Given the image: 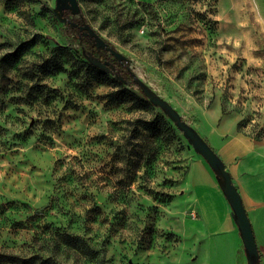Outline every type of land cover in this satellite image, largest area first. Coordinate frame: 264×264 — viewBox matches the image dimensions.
<instances>
[{
    "label": "rangeland",
    "instance_id": "1",
    "mask_svg": "<svg viewBox=\"0 0 264 264\" xmlns=\"http://www.w3.org/2000/svg\"><path fill=\"white\" fill-rule=\"evenodd\" d=\"M77 2L190 125L219 104L237 132L264 141V0ZM66 25L38 0H0V252L65 264H235L232 241L190 214L198 154L147 97L139 108L144 94L117 68L87 61ZM62 233L99 256L58 249Z\"/></svg>",
    "mask_w": 264,
    "mask_h": 264
},
{
    "label": "crops",
    "instance_id": "2",
    "mask_svg": "<svg viewBox=\"0 0 264 264\" xmlns=\"http://www.w3.org/2000/svg\"><path fill=\"white\" fill-rule=\"evenodd\" d=\"M256 1V0H255ZM191 123L220 157L236 186L254 228L260 264H264V141L237 132L235 122L222 113L219 104ZM190 214L208 228L210 235L233 243L235 264H246L243 243L229 203L206 161L197 155L191 165ZM261 219V220H260ZM258 221L262 224L256 229Z\"/></svg>",
    "mask_w": 264,
    "mask_h": 264
},
{
    "label": "water",
    "instance_id": "3",
    "mask_svg": "<svg viewBox=\"0 0 264 264\" xmlns=\"http://www.w3.org/2000/svg\"><path fill=\"white\" fill-rule=\"evenodd\" d=\"M38 1L43 4L55 16L56 19L63 23L69 24L71 27L76 25L75 22L71 21V18L75 16L80 17L83 23L79 26V29L82 31L84 36H88L92 39L97 49H105L113 56V58L121 63H124L128 60L125 55L115 50L84 20L77 0H55L54 6L49 5L45 0ZM64 10H68L70 12L71 18L67 19L65 16H63ZM81 51L84 58L93 66L108 72L115 71V65L110 61H102L100 58L95 57L92 53L86 52L83 47ZM118 78L126 83V81L121 76H118ZM131 82L140 88L141 92L153 105L159 107L164 112V114L183 134L193 150L209 165L217 179L223 195L230 205L232 217L236 223L243 243L246 264H260L259 251L252 224L241 200V196L232 181L231 175L220 157L208 144V142L197 132V130L188 122H186L179 112L167 100L157 94L149 85L135 76V74L132 75Z\"/></svg>",
    "mask_w": 264,
    "mask_h": 264
},
{
    "label": "trees",
    "instance_id": "4",
    "mask_svg": "<svg viewBox=\"0 0 264 264\" xmlns=\"http://www.w3.org/2000/svg\"><path fill=\"white\" fill-rule=\"evenodd\" d=\"M66 26L68 33L76 36L79 41L77 29L71 27L69 24H67ZM79 43L86 52L92 53L95 57L100 58L102 61L107 60L114 64L115 70L116 68L118 69L116 73L117 77L121 76L126 81V83L131 81L133 73L129 68L128 60L124 63L117 61L105 49H97L92 39L88 36L82 37ZM143 96L145 99H137L139 108H146L147 106H149V102L148 100H146V96ZM59 237L60 243L57 246L58 249L61 247V245H63L64 249L76 251L77 253H80L89 259H96L99 256V250L94 249L92 246H90L87 240L80 235L62 233ZM51 257L52 256L41 257L37 254L26 257L20 256L15 253L0 252V264H65L60 261H52L53 258Z\"/></svg>",
    "mask_w": 264,
    "mask_h": 264
},
{
    "label": "flooded vegetation",
    "instance_id": "5",
    "mask_svg": "<svg viewBox=\"0 0 264 264\" xmlns=\"http://www.w3.org/2000/svg\"><path fill=\"white\" fill-rule=\"evenodd\" d=\"M63 16H65L67 19L68 18H71L70 16V12L68 11V10H64L63 11ZM71 21H73V22H75L76 23V25L75 26H73V28H76L77 29V31H78V38H79V41H80V39L82 38V37H85L83 34H82V31L79 29V26L83 23L82 22V20H81V18L80 17H72L71 18Z\"/></svg>",
    "mask_w": 264,
    "mask_h": 264
}]
</instances>
